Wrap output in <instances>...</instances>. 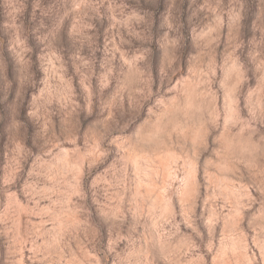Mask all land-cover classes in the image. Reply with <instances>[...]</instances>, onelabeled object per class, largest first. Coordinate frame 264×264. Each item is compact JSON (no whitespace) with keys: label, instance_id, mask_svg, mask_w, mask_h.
Listing matches in <instances>:
<instances>
[{"label":"rangeland","instance_id":"rangeland-1","mask_svg":"<svg viewBox=\"0 0 264 264\" xmlns=\"http://www.w3.org/2000/svg\"><path fill=\"white\" fill-rule=\"evenodd\" d=\"M0 264H264V0H0Z\"/></svg>","mask_w":264,"mask_h":264}]
</instances>
